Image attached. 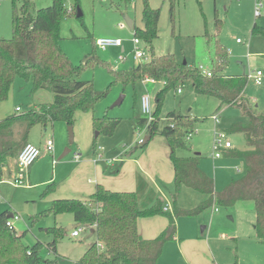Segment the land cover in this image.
<instances>
[{"label":"rangeland","instance_id":"rangeland-1","mask_svg":"<svg viewBox=\"0 0 264 264\" xmlns=\"http://www.w3.org/2000/svg\"><path fill=\"white\" fill-rule=\"evenodd\" d=\"M63 1L70 11L76 2ZM148 1L152 7L160 11L158 37L155 43L153 42L156 53H172L178 62H185L187 67L198 68L201 65L209 70L214 68L216 74L223 76L249 75L256 70L262 71L263 76L259 84L253 77L248 78L244 93L251 99L253 111L264 113V36L251 34L254 22L264 30V5L260 9V15L256 16L254 0H177L171 20L169 0ZM20 2L21 0H15L17 7ZM50 2L51 0H31L34 10L45 7ZM77 2L82 16L77 18L71 11L61 21L60 46L70 61L74 65H79L77 76L80 79L89 80L94 89L107 92L91 111H77V116L74 115V122L71 125L72 145L68 144V125L63 120L47 122L45 126L34 125L33 133L39 144L51 139L56 158L65 147L70 146V152L65 156L66 160L72 159L74 151L79 148L83 153V146L87 144V139L85 143L84 138L80 137L83 132L80 135L77 133L80 125L78 113H93L95 117L107 115L119 119L112 134L100 133L96 137L94 148L108 144L122 151L129 149L132 144L135 145L139 137L146 140L145 128L141 129L139 134L133 128L136 118L148 117L141 111L140 98L148 93L153 111L154 95L161 86L159 82L150 80L123 84L114 80L110 72V69H128L136 62L133 58L134 35L123 16L127 15L136 24L141 25L142 0L131 2L77 0ZM11 12L12 0H0V38L11 37ZM216 18L221 22L219 27L215 25ZM101 37L119 38L121 46L101 49L96 45V40ZM217 42L227 49L228 55L227 63L219 69L213 62ZM140 46L147 50L143 44ZM93 53L97 61L82 64L84 59ZM119 55L125 57L123 61L118 59ZM52 97L51 91L43 88L33 90L30 80L16 77L7 99L0 101V113L6 112L9 106L13 109L14 105L21 108L15 113H22L40 103L51 102ZM120 98V103L116 104ZM9 99L10 104L7 102ZM171 111L188 114L194 119L190 137L185 138L188 149L177 148L176 155L187 156L199 152L198 167L213 178L216 192L223 190L230 180L243 175L244 167L239 159L223 155L213 162L210 158L214 130H227L231 123L244 121L236 107L220 105L215 97L195 93L192 83L187 81L181 92L173 89L166 92L159 112L161 126L166 124L167 115ZM216 113L219 114L218 123L211 118ZM14 129L17 130V125ZM18 130L21 132V128ZM92 134L95 135L93 129ZM229 137L233 149L239 151L246 149L242 134H230ZM88 144L87 151L92 150V137ZM87 151L84 150L85 153ZM44 157L40 155L32 163L39 168L38 175L26 178L20 185L13 183V176L7 165L2 168L0 210L7 207L18 215V220H12L13 227L18 234H22L21 240L27 246L37 241L46 243L52 240L53 235L46 231L51 226L65 228L71 225L70 229L57 238L58 254L54 255L43 246L40 255L44 261L56 260V264H80L78 260L83 250L92 243L94 237L85 229L79 231V236L71 237L70 231L74 227H81L74 221L72 214L64 212L53 215L47 212L50 206L47 195L50 192H43L46 181H40L49 179L51 168L49 167L46 173L42 172L48 169L46 165L43 166ZM173 193L172 183L170 185L161 183L158 190L150 189L148 194L138 192L137 196H141L139 204L142 207L150 206L160 199L163 204H168L169 211L175 206L186 212L178 215L175 220L176 236L184 239L193 235L207 240L210 254L206 256L203 250H197L195 258L198 264H225L234 261L237 264H264V241L257 238L253 228L255 216L252 201H237L229 207L213 205L195 213L193 210L205 199L203 194L181 186L176 198L174 197V202ZM178 246V240L171 239L165 242L159 264H179ZM181 264L192 263L184 260Z\"/></svg>","mask_w":264,"mask_h":264},{"label":"trees","instance_id":"trees-1","mask_svg":"<svg viewBox=\"0 0 264 264\" xmlns=\"http://www.w3.org/2000/svg\"><path fill=\"white\" fill-rule=\"evenodd\" d=\"M176 1L169 0L171 20ZM69 11L63 0H51L48 6L36 10L31 0H21L18 7L12 0V34L9 39L0 38V101L7 99L16 77L30 80L33 90L43 88L51 91L53 101L0 120V174L6 159L15 156L20 146V142L14 140L15 123L23 128V137L35 124L45 126L47 122L63 120L71 126L76 111H91L107 92L94 89L89 80L80 79L77 76L79 65H74L60 46L61 21L71 11L77 18L82 16H77L81 12L77 0ZM159 14L158 8L152 7L148 0H142V26L132 27L133 35L147 48L149 59L136 62L128 69H110L114 80L123 84H133L144 78L163 83L154 95L153 119L148 123L146 117L135 119L137 127H146L147 137L142 144L134 147L142 151L154 135L165 137L174 170L172 197L176 198L181 186L205 195V199L193 210L195 213L213 205L229 207L237 201L250 200L254 204L255 234L264 241V113L254 112L251 99L243 93L248 77L246 74L223 76L216 74L214 68L210 70L211 75L206 76L197 67H187L178 62L172 53L155 55L153 42L158 37ZM216 20L215 25L219 27L221 22L218 18ZM251 33L264 36V30L256 24ZM224 50L216 44L213 62L218 69L227 61ZM92 60L97 61L94 53L86 57L82 64ZM187 81L192 83L195 93L215 97L220 105L236 107L244 119L233 122L227 129L230 134L243 135L246 149H230L228 155L242 162L244 173L240 178L230 180L219 192L214 190L213 179L198 167L199 155L177 156L175 153L177 148L188 149L185 138L193 129L194 119L188 114L171 111L166 124H159L160 107L166 92L183 87ZM118 122V118L107 115L93 116L91 120L93 131L106 135L113 133ZM95 139L92 145L94 152ZM54 188V182L47 183L43 192L48 193ZM163 206L158 199L154 204L142 207L135 191H112L96 184L86 201L54 199L47 212L53 215L70 212L77 224L92 228L95 240L79 258L80 264H158L165 242L174 237L175 220L178 215L186 213L175 206L171 211H164ZM153 215L165 216L167 228L153 239H143L137 233V219ZM7 219L6 212L0 213V264H56L54 259L44 261L40 251L46 246L55 254L56 241L64 233L63 228L50 227L48 232L53 235L52 240L46 243L37 241L27 246L21 240L22 235L6 225ZM98 243L103 245L102 250L98 248Z\"/></svg>","mask_w":264,"mask_h":264},{"label":"crops","instance_id":"crops-1","mask_svg":"<svg viewBox=\"0 0 264 264\" xmlns=\"http://www.w3.org/2000/svg\"><path fill=\"white\" fill-rule=\"evenodd\" d=\"M48 5L49 4H47V6ZM254 24L256 23L254 22L252 24V27ZM133 25L141 27L142 23L141 25H138V23L136 24L132 20V27ZM142 44L143 43L141 42L140 45ZM222 48H224L225 49L224 51L227 53L226 51L227 49L224 46H222ZM121 50H123L122 47ZM154 54L162 55L160 53H156L155 51ZM136 62H134L132 65L136 64ZM182 63L186 65L185 62ZM236 75H240V74H236ZM227 76H231V75H227ZM156 82H159L161 84L160 86L161 88L163 83L160 81H156ZM10 101L11 99H9L7 102H9L10 104ZM52 101H53V97L51 102ZM51 102H48L47 104H50ZM42 104H46V103H40L39 105L35 106V108L33 109H37ZM16 107L17 105H14L13 109H11L9 106L6 112L0 113V120L12 115L20 114V113H15ZM76 112L74 113V115H76ZM93 115H94L93 113H78V116L80 118V125L78 127L77 133L80 135L83 132L80 137L81 138L83 137L84 141L87 139V144L83 146V153L79 151L80 148L74 151L73 153V154L77 153L80 155V158L78 160L74 158V155L72 159H68V160L65 159V156L61 159H59V156L56 158L55 157L56 153L54 154V149L51 153L46 150L45 148L46 141L44 143L41 142L39 144V141L36 139L33 133L35 130L33 128L34 125L28 131L26 137H23L22 136L23 128L21 127L20 124L15 123L13 126L14 140L20 142V146L18 147L15 156L8 157L6 159L4 166L7 165V167L10 168V172L12 176H14V174L17 171V166H16L17 154L22 148L23 144L32 143L38 146L41 150L40 155L45 156L43 161V166L46 165L48 168L47 171L42 170V172L46 173L48 172L49 167L51 168V176H48L49 179L42 180L40 182L46 181L44 185L50 182L55 183V188L52 191H50V193L47 195V199L50 200V203L54 199H71V198L86 201L88 197L93 193L96 184H100L104 188L112 191H135L136 194L138 192H142V194H148L150 189L158 190L159 185L161 183L166 185H170L171 183L173 184L174 170L171 160L169 158L170 149L165 137H163L162 135L159 134L154 135L149 140L146 147L142 151H139V153H138V149L137 150L135 149L136 147H138L137 144L135 145L132 144L129 146V149L122 151L118 150L113 145L109 146L108 144H106L104 146L105 148L103 146L101 147L102 148L101 157L98 159L95 158V152L93 151V149L87 151L89 145L88 142L90 141V138L92 137V145H93L94 138H96L100 134L98 133L97 136L95 135L93 136L92 134L91 120ZM15 125H17V130L14 129ZM40 125L44 126L42 124ZM136 125H137L136 121L134 120V124H133L134 129L137 127ZM19 128H21V132L18 130ZM225 131L227 132V130ZM228 135H230V133H228ZM230 149H233V145L231 146V148L221 151L220 157L215 158L210 154V158L214 162L215 160L221 158L223 155L231 157L228 155ZM84 150L87 152L85 153ZM194 155L200 156V153L194 152ZM187 156H189V154ZM2 170L3 169H1L0 181L2 180ZM38 170L39 168L38 167L36 168L35 165L29 166L28 171L25 174L24 180H26V178L30 179L33 175H38ZM204 173L207 174L206 172ZM213 184H214V180H213ZM214 190H215V186H214ZM140 198L141 196L138 197L139 202H140ZM164 206L167 207V210L164 211H169L168 204H164ZM2 212H6L8 219H11L12 215L15 214L14 211H12L10 208L7 209V207H4V209L0 210V213ZM167 225H168L167 218L163 215L140 217L137 219V223H136L137 233L143 239L155 238L167 228ZM67 226H70V228L72 227L71 225H67ZM67 226L63 228V230L65 231L68 230ZM51 227L62 228L61 226H56V225ZM75 228L77 227H74V229ZM84 229L89 230L88 232L94 237L95 240V235L93 233L92 228H88V229L84 228ZM70 236H71V231H70ZM77 236H79V234ZM71 237H76V236H71ZM173 239L178 240V244H179L178 251L181 253V254L178 253V259L180 260L179 264L183 263L184 260L185 261L187 260L192 264H198V260L195 258V254L197 250H203V253L206 256L210 254L208 252L209 247L207 245V240L205 238L200 236H193V235H190L184 239L178 238L176 236V222H175V234ZM94 240L92 242H94ZM90 244L86 246L82 254ZM56 254H58L57 247H56V253L54 255ZM181 260H183V262ZM158 264H159V260H158Z\"/></svg>","mask_w":264,"mask_h":264},{"label":"built area","instance_id":"built-area-1","mask_svg":"<svg viewBox=\"0 0 264 264\" xmlns=\"http://www.w3.org/2000/svg\"><path fill=\"white\" fill-rule=\"evenodd\" d=\"M255 1V9H254V14L256 16L260 15V9L263 7L264 2L262 0H254ZM133 45H134V49H133V58L134 60H136L137 62L139 61H146L149 59V53L147 52V50L142 49V47L140 46L141 41L137 38V37H133ZM96 45L98 47H100L101 49H105L108 46H116L119 47L121 46V40L119 38H105V37H101L98 38L96 40ZM124 56L123 55H119V60L123 61L124 60ZM198 70L206 75V76H210L211 75V71L207 68H203L201 65H199ZM263 76V72L260 70H256L254 73H251L249 75H247V77H253L254 81L259 84L261 81V78ZM146 80H150V81H154L153 79H149V78H144L143 81ZM177 92L181 91V87H178ZM140 107H141V111L147 115V123L153 119L152 117V108H151V103H150V97L148 95V93L144 94L141 96L140 98ZM15 111H20L19 107L15 108ZM212 120L215 123L219 122V114L216 113L214 114L212 117ZM146 130V127H143ZM140 127H136L135 130L136 132H138V134L140 133V130L143 129ZM214 136L212 139V156L215 158H218L221 156V151L231 148L232 143L229 139V135L225 130H214ZM190 137V133L186 134V138L188 139ZM145 141V139L139 137L138 140L136 141L137 145L142 144ZM45 148L48 152H52L53 151V143L51 141V139H47L45 142ZM101 147H97L95 150V158H100L101 157ZM41 153V150L38 146L32 144V143H25L22 148L20 149V151L17 154V158H16V166H17V171L14 174L12 180L13 183L15 185H20L23 183L25 174L27 172V169L29 168V166L32 165V163L39 157ZM74 158L76 160H78L80 158V155L75 153L74 154ZM164 210H167V207L164 206L163 207ZM19 217L16 214L12 215L11 219H7L6 221V225L13 227V223L12 220H18ZM87 227H79V228H75L73 230H71V236H77L79 234V231L81 229H84ZM98 248L100 250L103 249V245L98 243L97 244Z\"/></svg>","mask_w":264,"mask_h":264},{"label":"water","instance_id":"water-1","mask_svg":"<svg viewBox=\"0 0 264 264\" xmlns=\"http://www.w3.org/2000/svg\"><path fill=\"white\" fill-rule=\"evenodd\" d=\"M81 14H82L81 12H78L77 16H80ZM123 17H124V20H125L127 26L129 28H132V20L127 15H124ZM120 101H121V98L116 102V104H119ZM97 135H98V132L95 131V136H97ZM72 143H73V131H72V127L68 126V144L72 145ZM69 152H70V146L65 147L63 152L59 155V159L66 156ZM67 228L70 229V226H67Z\"/></svg>","mask_w":264,"mask_h":264}]
</instances>
